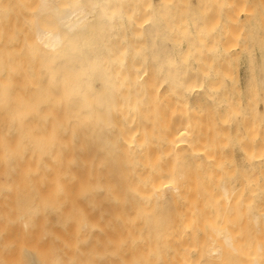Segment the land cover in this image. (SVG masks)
<instances>
[{"label": "bare ground", "instance_id": "1", "mask_svg": "<svg viewBox=\"0 0 264 264\" xmlns=\"http://www.w3.org/2000/svg\"><path fill=\"white\" fill-rule=\"evenodd\" d=\"M215 1L0 0V264H264V138L222 152L264 56Z\"/></svg>", "mask_w": 264, "mask_h": 264}, {"label": "rangeland", "instance_id": "2", "mask_svg": "<svg viewBox=\"0 0 264 264\" xmlns=\"http://www.w3.org/2000/svg\"><path fill=\"white\" fill-rule=\"evenodd\" d=\"M216 1H218V0H216ZM216 1L213 4L214 8L211 7L212 5L210 6V8H212L213 10L209 9V7H208L206 15L208 17L214 16V18H215V16H217V19H218L219 18L217 15L218 12H217V14L215 13L216 10L219 11L218 7L215 4ZM228 1H231V0H228ZM231 3L232 4L234 3L235 7L232 4H228L227 7L230 5L229 7H231V8L234 7L233 9L230 8L231 9L230 10L227 7H225V8H227V10H230L231 13L233 11H234L233 13H235V10L238 9L236 11V13L234 14V16H232V18H231V16L229 15L230 11L226 12V9L224 12L228 13V15H229V17L227 16L228 19L229 18H230V20L235 19L236 22L232 21L231 23H233V22L234 23L232 25L229 24L227 26L228 23L225 25L223 23H226V21L225 22L222 21L223 23L220 22L221 25L219 24L220 27L223 24V26L221 27L222 29L220 30L219 26H218V22H216V20H215V26H216V28L218 27V29H219L218 33L220 31H222V33L226 32L225 28L227 26V28H228V31L226 32L227 34L224 33L226 35L223 34V36H221L222 33L220 32L219 36H218L219 41L222 43L224 42L222 46H224V48H226L227 55H229V59L231 60V61L230 60H228V61L231 62L232 66L233 65L236 66L235 68L233 66L231 68V70H234V72H237L240 74V76H242V74L244 72V65H245L244 62H245V58H246V52H245L246 47L245 46H247L249 44L248 46H250L251 49H253V54L256 57V62L258 64L260 63L261 58L264 56V0H234V1L232 0ZM217 4H219V3H217ZM215 6L217 8H215ZM214 9H215V11H214ZM208 10H210V11H208ZM210 12L211 13L213 12L214 14L212 13L213 15H211ZM236 14H239V15H236ZM221 15L222 16L224 15L223 17L226 18L225 14L221 13ZM245 15H247V16H245ZM236 16H238V17L234 18ZM210 18L211 17H209V20H210ZM214 18H213V22H214ZM219 20H217V21H219ZM215 26H213V27H215ZM225 42H227V45ZM228 42L230 43L229 48H228ZM234 55L236 57H234ZM231 57H232V59H231ZM234 58H236L237 60H235ZM233 60L235 61V64H234ZM235 69H236V71H235ZM263 111H264V109H262L261 112H263ZM236 124H235L236 125L235 128L231 129V131H230L231 133L228 134L227 138H224L222 140V152H224V155L228 159H231L234 162L235 167L239 168L241 160L243 158V156H242L243 151H242L241 146L248 144L249 143V137L251 136V134L249 135L246 133V130L250 129L253 126H257V131H256V134L254 136L256 137V140H257L256 142L260 143L261 138H264V121H259L255 125V124L251 123L250 121H247L246 118H242V121H240ZM257 149H259V147H256V150ZM254 158H255L254 159L255 161L259 159V158H257V156H254Z\"/></svg>", "mask_w": 264, "mask_h": 264}]
</instances>
